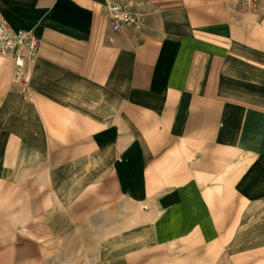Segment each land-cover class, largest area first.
<instances>
[{
  "label": "crops",
  "instance_id": "0c3cea01",
  "mask_svg": "<svg viewBox=\"0 0 264 264\" xmlns=\"http://www.w3.org/2000/svg\"><path fill=\"white\" fill-rule=\"evenodd\" d=\"M117 1L0 0V264H264V0Z\"/></svg>",
  "mask_w": 264,
  "mask_h": 264
},
{
  "label": "built area",
  "instance_id": "2783aa9c",
  "mask_svg": "<svg viewBox=\"0 0 264 264\" xmlns=\"http://www.w3.org/2000/svg\"><path fill=\"white\" fill-rule=\"evenodd\" d=\"M106 5L115 30L124 25L144 27L143 15L134 9L133 2L106 0ZM42 42L43 38L31 30L15 29L6 20H0V55L13 61V83L25 99L32 97L28 67L36 61Z\"/></svg>",
  "mask_w": 264,
  "mask_h": 264
},
{
  "label": "rangeland",
  "instance_id": "374dc122",
  "mask_svg": "<svg viewBox=\"0 0 264 264\" xmlns=\"http://www.w3.org/2000/svg\"><path fill=\"white\" fill-rule=\"evenodd\" d=\"M10 262H16L17 264H37L38 261L39 263L41 264V261L42 260H37V259H34V260H31V258H25V259H22V260H19V259H15V260H12V259H9ZM71 264H79V260L78 259H73L71 260ZM87 264H96V259L93 258V259H88L87 260Z\"/></svg>",
  "mask_w": 264,
  "mask_h": 264
}]
</instances>
